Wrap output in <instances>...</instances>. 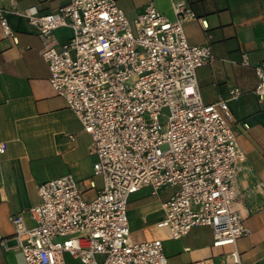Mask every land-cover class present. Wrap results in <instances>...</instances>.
I'll return each instance as SVG.
<instances>
[{
  "label": "built area",
  "instance_id": "obj_1",
  "mask_svg": "<svg viewBox=\"0 0 264 264\" xmlns=\"http://www.w3.org/2000/svg\"><path fill=\"white\" fill-rule=\"evenodd\" d=\"M174 8V19L152 2L133 19L115 0H69L46 14L36 5L24 10L41 37L49 82L91 135L93 172L102 177L88 200L73 175L49 179L28 209L31 226L21 212L10 215L24 264H168L161 238L130 234L128 198L144 186L152 193L177 187L157 223L171 238L196 225L211 227L216 246L249 233L236 189L245 153L227 101L205 103L198 91L196 69L211 61L212 49L187 40L183 24L193 13L183 2ZM7 12L0 8L1 32L14 38ZM65 26L72 34L59 43L54 31ZM242 62L249 64L246 54ZM254 69V93L264 98V60ZM239 94L233 87L229 98ZM5 148L0 142V153Z\"/></svg>",
  "mask_w": 264,
  "mask_h": 264
},
{
  "label": "crops",
  "instance_id": "obj_2",
  "mask_svg": "<svg viewBox=\"0 0 264 264\" xmlns=\"http://www.w3.org/2000/svg\"><path fill=\"white\" fill-rule=\"evenodd\" d=\"M68 1L0 0L15 32L14 38L4 36L0 28V142L6 143L0 153V264H24L9 217L21 212L26 224H33L28 209L39 202L41 183L71 174L87 200L102 187V177L93 172L97 157L91 152V135L52 88L48 64L40 54L41 37L24 15L30 5L46 14ZM115 1L129 19L149 2L169 19L176 17L175 2L191 10L193 16L183 24L187 40L208 43L213 54L196 69L198 91L205 103L227 101L225 112L245 153L236 189L238 204L245 208L247 235L216 246L211 227L196 225L183 237L171 238L157 223L177 187L164 185L157 193L144 186L130 194L131 237L161 238L168 264H264V98L254 93V65L264 60V0ZM54 33L63 43L72 30L65 26ZM243 54L248 65L242 62ZM233 87L240 91L236 99L229 98Z\"/></svg>",
  "mask_w": 264,
  "mask_h": 264
}]
</instances>
